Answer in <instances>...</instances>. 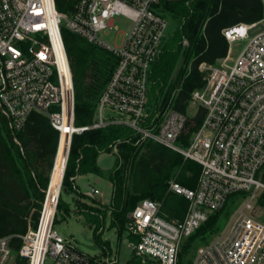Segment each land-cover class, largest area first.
I'll list each match as a JSON object with an SVG mask.
<instances>
[{"label":"built area","instance_id":"obj_1","mask_svg":"<svg viewBox=\"0 0 264 264\" xmlns=\"http://www.w3.org/2000/svg\"><path fill=\"white\" fill-rule=\"evenodd\" d=\"M158 4L159 0H77L74 10L65 13L56 0H0V115L18 131L30 113H43L59 132V142L67 125V161L75 133L109 124L131 127L137 135L131 142L135 147L152 139L185 160H195L201 166L195 187L176 177L169 181V190L188 201L183 217L164 213L159 200H140L129 215L128 247L154 264H178L183 242L231 196L250 192L226 229L199 246L190 264H264V221L252 214L253 201L264 187L258 177L264 166V16L224 28L227 55L215 63H200L205 83L193 90L190 103L204 108L205 116L183 142L192 116L170 105L155 107L149 93L150 72L171 26ZM122 17L128 26L121 44L103 40L101 34L117 29L115 20ZM64 28L115 58L90 125L75 123L73 70ZM242 40L245 46L232 54L233 43ZM107 110L118 117L107 115ZM99 192L91 187L83 194L93 199ZM46 194L47 189L36 227L19 234L18 251L11 245L12 235L0 236V264H12L15 254L26 264H45L48 256L52 264L119 263L109 253L88 255L54 227L60 193L53 216L43 220Z\"/></svg>","mask_w":264,"mask_h":264},{"label":"trees","instance_id":"obj_2","mask_svg":"<svg viewBox=\"0 0 264 264\" xmlns=\"http://www.w3.org/2000/svg\"><path fill=\"white\" fill-rule=\"evenodd\" d=\"M76 1L56 0V5L60 11L71 13ZM158 9L176 25L153 63L150 97L157 108L170 105L186 112L193 90L205 83L200 63H215L228 53L229 42L223 29L239 22L261 19L264 3L263 0H159ZM63 34L73 70L75 123L90 125L95 118L99 95L113 71L115 58L105 48L68 28H64ZM184 40L188 43L184 44ZM204 116L205 109L200 107L188 121L187 130L181 137L183 142H188ZM136 139V132L131 127L120 124L75 133L62 182V186L79 193L73 179L77 174L92 172L107 177L113 184L112 200L107 207L111 210V226L119 237L127 229L131 211L144 198L161 201L163 212L170 216L183 217L188 201L169 190V181L177 176L178 182L193 188L194 181L185 178L184 173L192 169L196 177L201 170L196 161L185 160L181 153L152 139L135 147L131 142ZM58 140L59 132L43 113H30L18 131H13L6 116L0 115V236L12 235L11 245L15 252L22 244L19 234L38 223L49 184L47 171L52 169ZM114 146L118 149L116 163L111 169L104 170L98 165L97 157L101 152L112 151ZM61 209L68 210L60 196L57 213ZM77 211L84 214L88 223L95 225L94 235L106 247L101 233L107 208H95L79 200ZM219 212L212 213L188 239L193 240L199 235L204 239L215 232ZM183 256L179 254L178 264H190V255ZM13 264H26V261L15 254ZM123 264L144 263L133 254Z\"/></svg>","mask_w":264,"mask_h":264},{"label":"rangeland","instance_id":"obj_3","mask_svg":"<svg viewBox=\"0 0 264 264\" xmlns=\"http://www.w3.org/2000/svg\"><path fill=\"white\" fill-rule=\"evenodd\" d=\"M170 22H171V26H170L171 28L165 39L164 44L167 42V40L173 33L176 25L173 19L170 20ZM115 23L118 25L117 29L112 30L109 33L101 34V37L103 40L118 46L122 42V36L127 29L128 21H126L125 18L122 17L120 19L119 18L116 19ZM245 44H246V40L233 43L232 54L238 53L245 46ZM197 110H198L197 105L191 102L187 108V113L189 116H194ZM106 114L112 117H118L117 114L109 110L106 111ZM117 153H118V149L117 151H115V154L113 152H102L99 155V159H98L99 164L104 168L114 167L116 163ZM131 160L132 157L130 158L129 163H131ZM196 163L200 165L198 162ZM184 174H185V178H187L188 180H193L195 183L194 186H196L200 174V170L196 177H195V171L192 169H187ZM258 177L263 181L264 166L258 173ZM79 183H80V190L82 192H84L91 185H94L102 190L103 197L101 198L99 197L100 195H97L96 198L92 199L90 197L83 196L84 195L83 193H81L82 195L80 196L79 195L80 192L78 193L77 191L70 190L65 185H63L60 192V196L64 200L68 210L61 209V211H58L56 215L54 227L65 238L71 240L80 250L87 253L88 255L92 257L95 256L104 257L106 256L107 253H109L112 258L116 257L118 259L119 261L118 264L126 263L133 255V251L128 247V234L124 232L123 235L119 237L117 230L111 226V210L107 207L110 205L112 198L111 183H106L104 181L101 182H96L93 180L89 181L86 178H82ZM74 186H76L75 180H74ZM187 187H191V186H187ZM249 194L250 192H239L231 196L226 206L218 213L217 230L211 233L210 235L206 236V238L204 239L201 238L202 235H199L193 240L186 239L183 242L180 250V253L185 255L183 257L186 258L187 255H190L189 259L191 263L192 259L196 254L198 247L208 243L209 241L214 239L216 235H218L224 229H226V227L230 222L231 217L244 204L246 199L249 197ZM79 200L81 202L91 204L95 208L101 206H105L107 208V213L103 224L104 227L101 233V239L105 243H107L106 247L97 241L94 235L95 225L88 223L85 219L84 214L77 211ZM252 214L256 216L258 219L264 221V187L258 191L257 197L253 201ZM137 258L140 259V261L144 264H154L149 259H145L139 256ZM184 258L183 260H185ZM52 262H53L52 257L48 256L45 261V264H52ZM13 263H14V259L12 261V264Z\"/></svg>","mask_w":264,"mask_h":264},{"label":"bare ground","instance_id":"obj_4","mask_svg":"<svg viewBox=\"0 0 264 264\" xmlns=\"http://www.w3.org/2000/svg\"><path fill=\"white\" fill-rule=\"evenodd\" d=\"M69 140H70V129L66 125L59 142L57 155L54 161V166L52 169V175L48 184L47 194L45 198V205L43 211V220H48L53 216L55 211L57 198L59 196L60 190L62 188V182L67 165V155L69 151ZM44 228L46 223H44ZM44 229L41 232V237L43 236Z\"/></svg>","mask_w":264,"mask_h":264},{"label":"crops","instance_id":"obj_5","mask_svg":"<svg viewBox=\"0 0 264 264\" xmlns=\"http://www.w3.org/2000/svg\"><path fill=\"white\" fill-rule=\"evenodd\" d=\"M263 3H264V0H263ZM58 142H59V140H58ZM58 146H59V145H58ZM58 146H57V150H58ZM57 150H56V155H57ZM115 151H117V146H114V147H113V150L110 151V152H113V153L115 154ZM101 153H102V152H101ZM101 153H100V154H101ZM100 154H99V155H100ZM56 155L54 156L53 162L55 161ZM99 155H98V157H97V163H98V165H99L101 168H103L104 170H109V169H111V167H110V168H104V167H102V166L99 164V162H98ZM39 168H40V167H39ZM47 172L49 173V178H51L52 171L49 170V171H47ZM82 178H86V179H88L89 181H90V180H93V181H96V182L104 181V182H106V183H111V185H112V195H113V184H112V182H111L107 177L100 176V175L95 174V173H92V172L79 173V174H77L75 177H73V179L75 180V185H76L77 190H78L79 192L84 193L86 190L90 189L91 187H95V188H97L96 186L91 185V186H90L89 188H87L84 192H82V191L80 190V183H79V182L81 181ZM49 181H50V179H49ZM98 189H99V188H98ZM99 191H100V192H99L97 195H100L99 197L102 198V197H103V192H102L101 189H99ZM111 200H112V198H111ZM184 213H185V212H184ZM175 217H178V216L175 215Z\"/></svg>","mask_w":264,"mask_h":264},{"label":"water","instance_id":"obj_6","mask_svg":"<svg viewBox=\"0 0 264 264\" xmlns=\"http://www.w3.org/2000/svg\"><path fill=\"white\" fill-rule=\"evenodd\" d=\"M53 166H54V162H53V165H52V169H53ZM52 169H51V171H52ZM50 179V178H49Z\"/></svg>","mask_w":264,"mask_h":264}]
</instances>
